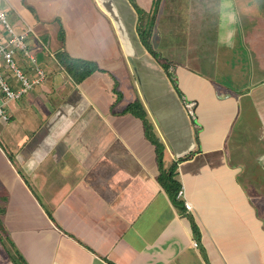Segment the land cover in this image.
Returning a JSON list of instances; mask_svg holds the SVG:
<instances>
[{
  "label": "crops",
  "instance_id": "obj_1",
  "mask_svg": "<svg viewBox=\"0 0 264 264\" xmlns=\"http://www.w3.org/2000/svg\"><path fill=\"white\" fill-rule=\"evenodd\" d=\"M3 4L31 27L46 76L20 98L0 92V264H13L10 250L22 264H264V0L159 1L157 44L176 60L177 90L128 0ZM134 48L156 59L170 91L149 85L153 69L140 87ZM60 54L98 70L77 82ZM235 60L245 66L231 84L221 69ZM133 101L163 146L162 167L175 164L189 214L158 180L143 121L124 112Z\"/></svg>",
  "mask_w": 264,
  "mask_h": 264
},
{
  "label": "built area",
  "instance_id": "obj_2",
  "mask_svg": "<svg viewBox=\"0 0 264 264\" xmlns=\"http://www.w3.org/2000/svg\"><path fill=\"white\" fill-rule=\"evenodd\" d=\"M31 35L33 32L28 24L19 25L8 21L6 12L0 9V92L4 100L20 98L45 79V70L36 64L34 53L29 48L28 39ZM21 59H26L33 67V76H27L26 71L21 68L19 64ZM0 118L3 121L9 119L2 102ZM175 200L182 202L184 214H189L192 205L186 199L182 187L177 190ZM192 244L195 247L198 245L196 240H193Z\"/></svg>",
  "mask_w": 264,
  "mask_h": 264
},
{
  "label": "trees",
  "instance_id": "obj_3",
  "mask_svg": "<svg viewBox=\"0 0 264 264\" xmlns=\"http://www.w3.org/2000/svg\"><path fill=\"white\" fill-rule=\"evenodd\" d=\"M128 1L132 5V7L135 9V11L138 13V21L136 25V30H137L141 43L146 47L149 53H151L153 56L158 58L157 52L152 47V44H151V36H152V31H153L154 18H155L156 11H157L160 0H155L154 2L155 7L153 8L151 13L148 12L150 14H149V18L147 19V23H148L147 28L143 26L142 10L137 6L134 0H128ZM59 59H60L59 62L62 64L64 63L68 73L77 82L82 81L85 77H87L93 71L98 70L97 65L93 61L83 60V59H73V58L68 57L66 54H60ZM160 65L163 67L164 71L170 78L173 86L177 90V83H176L175 77L170 72L168 65L166 63H162L161 61H160ZM124 112H130L134 114L135 116L139 117L143 121L144 128H145V134L147 138L156 146L157 161L160 167V174L158 176V180L163 186H165L172 200L176 201L175 194L177 190L179 189V185L176 182V180L173 178L175 164H172L167 169H164L162 167L163 146L158 141V139L154 136L151 125L148 123V121L145 118V112L140 102L133 101L129 103L127 107L125 108Z\"/></svg>",
  "mask_w": 264,
  "mask_h": 264
},
{
  "label": "rangeland",
  "instance_id": "obj_4",
  "mask_svg": "<svg viewBox=\"0 0 264 264\" xmlns=\"http://www.w3.org/2000/svg\"><path fill=\"white\" fill-rule=\"evenodd\" d=\"M112 1H114V0H112ZM123 1H126V0H123ZM134 1L137 4V6L143 12L142 13V16H143V26L145 28H147V26H148L147 19L149 18V14H150V13H148V10L151 7V6H149L150 2L148 3L147 0H146V2H147V4H146L145 0H134ZM116 4H117V2H116ZM126 6L127 5L124 3V7L123 8L124 9H127ZM154 7H155V5H154ZM158 7H159V5H158ZM128 8L134 14V17H135L134 23H135L136 19L138 21V13L135 11V9H133L131 7V5H129ZM0 9H2L3 11H5L7 9V7H5L4 4H3L2 6L0 5ZM159 9H160V7H159ZM119 11H120V9H119ZM5 12H7V11H5ZM121 14L123 16L122 17V22L124 23L123 24L124 36L127 35V37H126L127 38V41L129 43H131V41L133 39L131 37L132 36V33H130V31L128 30V27H127L128 26L127 23H126L127 18L125 17L126 12L122 11ZM13 16H14V14H11L10 12L6 13V17H7L8 21H10V22H11V19H14ZM161 19H162V13L159 12L158 9H157V12H156V15H155V19H154V26H153V34H155V35L152 36L151 44H152V47L157 52L158 59L162 63H166L168 65V67H169L170 72L173 74L174 73L173 72V64H175V61L176 60L175 59L174 60L173 59H169L170 58L169 56L166 59L165 56L167 54L165 52L166 50L164 49L163 44H161V43H158L157 44V38H156V34L158 32L157 27H158V24H160V20ZM117 20H119V19H117ZM170 38L171 37H167V39H165V40H168V39L170 40ZM174 39L175 38H173L172 40H174ZM131 45L134 46V42H132ZM140 46H142V45H140ZM138 50L134 51V53L132 55H130V61H131L130 63L133 66V70L135 72V77L137 78L140 87L142 88L141 83H143V81H146L145 79L147 78L144 75V72H147V71L153 69V75H156L157 74V75H159V77H157L156 80H154L153 78H151V76H153V75H150V80H152L153 82H151V84H149V85H152V86H154V85L158 86L159 85V86H161L162 87V92H164L165 89H168L169 90L170 89V86L168 85V80H167L166 76L164 75V72H163L162 68L160 67V65L158 64V62L156 61V59H154L153 57H151L148 52H145V51L143 52V51H141V49H138ZM218 52H221V51L218 50ZM176 57H177V55H176ZM235 59H237V58H235ZM187 65L190 66L189 64H187ZM244 66H245V62L244 61H240V63H239V62H236V60H235L234 61V67H225V68H222L221 71L224 72L229 79H231V82H229V83L235 84L236 83V80H240L241 79V75H238L239 72H240L239 71V68H242ZM229 73L231 75H237V79L235 80V82H232V77L229 75ZM224 81H226V80H224ZM228 81H230V80H228ZM176 83H177V81H176ZM177 85H178V83H177ZM178 89L180 90L179 87H178ZM165 95H167V94H165ZM1 242H2V236L0 235V243ZM3 250H4L3 253H6L7 254V251L6 250H10V248L7 247V248H4ZM10 257L12 258V263L13 264H22V263H20V260L18 258V254L16 252L14 253L13 251L10 250Z\"/></svg>",
  "mask_w": 264,
  "mask_h": 264
},
{
  "label": "water",
  "instance_id": "obj_5",
  "mask_svg": "<svg viewBox=\"0 0 264 264\" xmlns=\"http://www.w3.org/2000/svg\"><path fill=\"white\" fill-rule=\"evenodd\" d=\"M187 157H190V154H189V156H187Z\"/></svg>",
  "mask_w": 264,
  "mask_h": 264
}]
</instances>
